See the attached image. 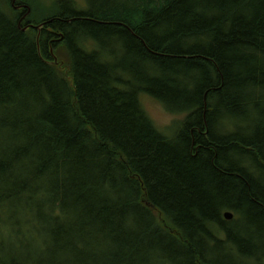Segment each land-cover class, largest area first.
Segmentation results:
<instances>
[{
    "label": "trees",
    "instance_id": "obj_1",
    "mask_svg": "<svg viewBox=\"0 0 264 264\" xmlns=\"http://www.w3.org/2000/svg\"><path fill=\"white\" fill-rule=\"evenodd\" d=\"M6 1L0 264H264V0Z\"/></svg>",
    "mask_w": 264,
    "mask_h": 264
},
{
    "label": "rangeland",
    "instance_id": "obj_2",
    "mask_svg": "<svg viewBox=\"0 0 264 264\" xmlns=\"http://www.w3.org/2000/svg\"><path fill=\"white\" fill-rule=\"evenodd\" d=\"M16 1L17 0H15V2ZM60 1L61 0H33V4L35 5L34 11H35L36 17L49 16L59 9H62V8L70 9L71 8L72 5L68 2L69 0H64L65 2L61 5L59 4L61 3ZM75 2L79 4L78 6L79 8L87 6L86 0H75ZM18 3L19 2H17L16 4ZM7 4L8 2L6 0H0V6H2L4 10H6L8 13H11ZM10 4H12V2H10ZM23 4L25 5L26 3H23ZM32 10H33V7H32ZM141 102L146 112L149 114V116L154 121L155 125L163 132L169 133L171 131V127L177 121L180 122V120H182V118L184 117L183 114L169 112L168 110H166V108L161 102H159L158 100H156L155 98H153L152 96L148 94L141 95ZM0 247L3 248L1 250H8L7 248L11 247L7 238L4 236L0 237Z\"/></svg>",
    "mask_w": 264,
    "mask_h": 264
},
{
    "label": "water",
    "instance_id": "obj_3",
    "mask_svg": "<svg viewBox=\"0 0 264 264\" xmlns=\"http://www.w3.org/2000/svg\"><path fill=\"white\" fill-rule=\"evenodd\" d=\"M13 2H15V0H13ZM29 12H30V9L27 10V12H26L25 15L22 17V19H23L27 14H29ZM31 26H35V27H37L38 29H40V28L43 26V23L40 24V25H34V24H31ZM27 28H28V26L24 27V30H26ZM224 216H225L226 219H232V218H233V213H232L231 211L227 210V211L224 212Z\"/></svg>",
    "mask_w": 264,
    "mask_h": 264
},
{
    "label": "flooded vegetation",
    "instance_id": "obj_4",
    "mask_svg": "<svg viewBox=\"0 0 264 264\" xmlns=\"http://www.w3.org/2000/svg\"><path fill=\"white\" fill-rule=\"evenodd\" d=\"M21 5H23L22 2L18 3L17 5H15L16 9H22L23 7H22ZM23 9H24V8H23ZM26 12H27V11H26ZM26 12H25V13H26ZM25 13H23V15L21 16L20 19H22V17L25 15ZM26 16H27V15H26ZM26 16H25V17H26ZM25 17H24V18H25ZM24 18H23V19H24ZM19 22H20V21H19ZM30 26H31V25H30ZM25 27H26V26H25Z\"/></svg>",
    "mask_w": 264,
    "mask_h": 264
},
{
    "label": "bare ground",
    "instance_id": "obj_5",
    "mask_svg": "<svg viewBox=\"0 0 264 264\" xmlns=\"http://www.w3.org/2000/svg\"><path fill=\"white\" fill-rule=\"evenodd\" d=\"M12 4H13V6H15V4H16V2H13L12 1ZM17 5V4H16ZM23 8H26L27 10H29L30 9V12H31V7L28 5V4H23V5H21ZM21 22V21H20ZM20 26V25H19Z\"/></svg>",
    "mask_w": 264,
    "mask_h": 264
}]
</instances>
